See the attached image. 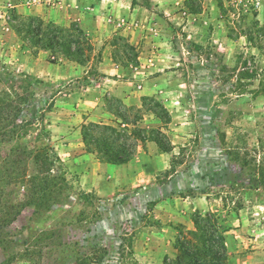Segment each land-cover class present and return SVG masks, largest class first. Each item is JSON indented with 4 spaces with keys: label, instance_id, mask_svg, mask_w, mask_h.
Returning <instances> with one entry per match:
<instances>
[{
    "label": "rangeland",
    "instance_id": "1",
    "mask_svg": "<svg viewBox=\"0 0 264 264\" xmlns=\"http://www.w3.org/2000/svg\"><path fill=\"white\" fill-rule=\"evenodd\" d=\"M152 1L153 11L164 17L140 8L138 18L155 32L142 41L157 45L168 62L161 63L160 71H156L164 81L156 84V93L143 98L141 108L123 106L120 100L101 94L103 107L120 115L126 124L157 120L159 126L145 129V135L154 137L159 131L161 143L171 147L165 132L169 117L164 101L168 97L161 99L159 91H173V106L182 108L181 121L186 124L181 131L185 140L178 145L180 153L170 159L169 166L176 168L184 162L185 167L182 188L175 185L180 190L170 196L173 206H177L174 215L159 210L152 201L135 203L133 197L129 207L114 211L123 195L107 197L82 189L78 182L81 168L71 162L84 153L105 163L95 152L96 145L90 143L94 151L89 152L83 143V127L92 122L80 126L83 147L79 151L83 153L69 157L70 162L51 136L48 113L52 110L47 113L45 109L50 104L54 107L59 93L77 89L79 84L75 82L97 68L94 38L98 36L92 31L106 26L113 32L117 17L106 14L105 9H94L97 0H2L0 91H8L14 98L27 96L18 123L30 122L32 126L21 143L31 149L49 144L63 163L70 187L59 204H47V209L41 210L27 207L7 225L0 219V237L5 240L0 245V264H122L129 239L133 240V258L138 263L173 264L176 239L181 232L193 229L195 214L207 212L219 214L218 222L222 219L230 227L224 234L229 264H264V191L257 188L256 181L257 167L264 165V0ZM29 18H41L45 24L61 28L78 25L93 48L86 53L87 73L70 78V83L46 81L30 73L27 64L43 50L31 46L24 32L15 31ZM113 18L116 21L109 26L108 19ZM112 32L107 33L106 43L114 46L116 57L129 60L134 54L130 45L125 37ZM247 36L252 39L249 41ZM55 56L68 61L48 52L46 62L56 63ZM35 79L42 83L33 85ZM156 102L159 107L154 105ZM119 124L112 127L125 130V135L115 140V146L129 145L131 161L140 142L133 132L139 127ZM98 130L92 134L95 141L105 138ZM192 166L194 170L188 171ZM162 167L163 162H158L155 168L153 181L159 184L169 175V169ZM199 170L202 178H207L198 191H193L190 185L196 186L200 180ZM32 172L29 165L28 174ZM137 184L128 182L129 191L138 189ZM23 193L20 190L11 197L22 199ZM83 193L89 194V199ZM202 195L207 199V209L186 211L187 206L196 204L190 199ZM110 199L116 201L112 207ZM97 260L100 262L95 263Z\"/></svg>",
    "mask_w": 264,
    "mask_h": 264
},
{
    "label": "crops",
    "instance_id": "2",
    "mask_svg": "<svg viewBox=\"0 0 264 264\" xmlns=\"http://www.w3.org/2000/svg\"><path fill=\"white\" fill-rule=\"evenodd\" d=\"M130 1H97L94 9H105L106 14H112L115 19L117 17L113 32L106 26H98V31H92L98 36L94 38L99 56L97 72L103 77L97 81L89 75L80 78L79 81L75 82L79 84L77 89L58 94L52 111L48 113L52 139L57 140V146L61 147L64 159L68 162H70L69 157L74 158V156L83 153V151H79L83 147L80 135L82 124L92 122L117 126V123H120L119 126L121 127H139V129H147V131L159 126L157 120L147 121L145 124L139 122H136L135 125L133 123L126 124L123 119H120V115H115L113 111L103 107V94L101 93L105 92L109 99L112 97L115 100H120L123 106L141 108L143 98L156 93L154 89L157 87L156 84L160 83L161 80L164 81L163 75L157 73L160 71L158 66L161 63H168L165 62L163 50H158L157 45L151 42L142 41L148 38L147 35H153L155 32L151 27L145 25L143 20L138 18L140 8H132ZM1 2L2 0H0V4ZM103 15L100 18L105 21ZM114 18L108 19L109 26H111V23H115ZM116 31L118 33H115ZM108 32L125 37L127 43L133 48L135 60L115 58L114 46L109 42L106 43V39L109 37ZM158 46H161V44ZM47 57L48 52L39 51L35 61L27 64L29 72L39 79L52 82L67 81V83L73 82V79L70 78L76 77L77 79L78 75L87 73V71L84 73L86 65L82 66L72 61H63L57 57H53L56 63L51 64L46 62ZM159 93L161 99H165L164 96L168 97L167 100L165 99L164 104L169 117L165 129L171 143L169 152H158L154 142H146L145 144L138 142L134 158L124 165L100 163L94 155L86 156L84 153L71 162L77 168H81V171L78 172V182L86 192L94 191L97 195L107 197L114 196L117 193H120V196L123 195L119 206H116L114 211L123 209L124 206L129 207L130 198L133 197L135 203L152 201L156 203L155 206L159 210L164 209L166 213L172 211L173 215L176 213L174 210L177 206H173V199H170V196L173 195H171V192L175 193V191L182 188L184 162H181L161 184L153 180L157 175L155 168L158 162H163V169H169L170 159L175 155H179L180 148L178 145L185 140L184 136H181V131L186 127V124L181 121L182 108L173 106V91L168 89L161 91L160 89ZM191 169L194 170V167L192 166L188 171ZM198 172L200 180L196 183V186L190 185L191 188H195L192 189L193 191H198L201 183L207 178L205 176L203 179V172L200 170ZM175 178L178 180L175 181ZM128 182L129 184L138 182L137 185L141 188L138 186L139 188L135 191H129ZM141 182H144V184H140ZM175 185L180 189L176 190ZM162 195H165V198H161ZM110 200H112L110 201L112 207V204H115L116 201ZM190 203L196 204L193 207L185 206L186 211L207 209L205 196L194 197L190 199Z\"/></svg>",
    "mask_w": 264,
    "mask_h": 264
},
{
    "label": "trees",
    "instance_id": "3",
    "mask_svg": "<svg viewBox=\"0 0 264 264\" xmlns=\"http://www.w3.org/2000/svg\"><path fill=\"white\" fill-rule=\"evenodd\" d=\"M130 3L132 8L139 7L154 12L155 4L152 0H131ZM159 17L164 16L159 14ZM15 31L24 32L29 38L30 45L36 49L48 51L51 54H60L68 61L82 66L89 62V56L86 53L91 52L93 48L76 24L61 28L52 23L45 24L41 18H29L23 21L21 27L18 26ZM247 39L250 41L252 38L247 36ZM128 47L133 51L131 46ZM133 60H135V53L129 59V61ZM89 76H93L96 81L103 77L97 72V68L91 71ZM33 81L35 86L42 83L39 79ZM12 88L13 86H10L11 92ZM24 89H26L25 85ZM25 103H27V96L24 94L15 95L14 98L10 92L0 91V219L5 225L10 224L27 207L41 210L42 208L47 209L45 208L47 204L61 203L65 190L70 187L66 181L63 163L49 144L31 149L21 143V140L28 136L29 128L32 126L30 122L18 123L22 106ZM154 105L159 107L157 102ZM52 108L53 105L50 104L45 112H50ZM83 129L84 145L89 152L94 151L89 148L90 143L96 145L95 152L100 156V160L112 165H123L130 161L132 157L130 146L126 143L115 146V140L125 135L122 134L125 130H116L112 126H101L94 123L84 126ZM98 129L102 135H105V138L95 141L92 134L99 131ZM133 134L136 137L139 136L138 141L142 143L147 140L156 142L164 153L171 150L170 146L163 144L164 142L161 143V139L158 138L159 131H157V136L148 137L145 135V130L135 128ZM29 165L33 170L30 175L28 174ZM174 169L175 166H171L168 174L173 173ZM256 176L257 188L264 191L263 164L258 165ZM20 190L24 192L22 199H13L14 194H19ZM83 196L87 199L90 197L86 193H83ZM261 196L264 202V193ZM194 217L193 229L181 232L175 241L173 264H229L224 234L230 227L222 219L218 222L219 214L216 213L207 212L203 215L197 213ZM4 241L0 237V245H4ZM126 247L128 251L121 263L140 264L133 258L132 239L128 240ZM99 262L100 260H97L95 263Z\"/></svg>",
    "mask_w": 264,
    "mask_h": 264
}]
</instances>
